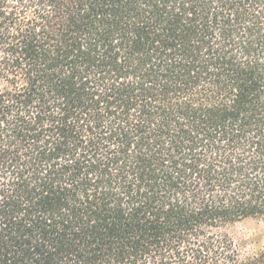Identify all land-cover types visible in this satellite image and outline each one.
Here are the masks:
<instances>
[{"label":"trees","instance_id":"16d2710c","mask_svg":"<svg viewBox=\"0 0 264 264\" xmlns=\"http://www.w3.org/2000/svg\"><path fill=\"white\" fill-rule=\"evenodd\" d=\"M264 0H0V264H264Z\"/></svg>","mask_w":264,"mask_h":264},{"label":"rangeland","instance_id":"374dc122","mask_svg":"<svg viewBox=\"0 0 264 264\" xmlns=\"http://www.w3.org/2000/svg\"><path fill=\"white\" fill-rule=\"evenodd\" d=\"M263 231L264 227L261 222L256 220H247L234 226L231 233L237 240L248 241L256 235H262Z\"/></svg>","mask_w":264,"mask_h":264}]
</instances>
